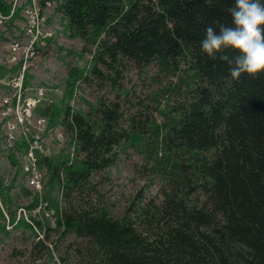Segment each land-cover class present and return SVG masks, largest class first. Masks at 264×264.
<instances>
[{
	"label": "trees",
	"instance_id": "1",
	"mask_svg": "<svg viewBox=\"0 0 264 264\" xmlns=\"http://www.w3.org/2000/svg\"><path fill=\"white\" fill-rule=\"evenodd\" d=\"M231 4H57L69 35L95 49L89 69L70 73L65 95L71 97L76 82L87 81L88 74L114 84L129 61L138 68L155 64L167 79L160 123L138 109L123 117L117 101L88 102V110L73 109L68 102L34 108L47 117L48 128L63 126L75 143L71 162L68 154L64 159L38 158V165L49 169V183L60 188L66 201L89 184L92 173L114 165L126 148L140 152L161 182L159 200L141 204L140 199L131 214L119 217L88 201L62 206L43 197L54 217V227L46 223L47 228L84 238L88 264H264V72L232 79L219 54L208 57L200 49L207 25L231 23ZM9 9L0 0V10L8 14ZM223 51L235 55L231 49ZM27 79L26 73L25 84ZM14 156L10 151V162L17 164ZM11 186L0 179V203L10 215L8 222L41 229L39 220L16 217L8 196ZM38 198L34 194L28 208L36 206Z\"/></svg>",
	"mask_w": 264,
	"mask_h": 264
},
{
	"label": "rangeland",
	"instance_id": "2",
	"mask_svg": "<svg viewBox=\"0 0 264 264\" xmlns=\"http://www.w3.org/2000/svg\"><path fill=\"white\" fill-rule=\"evenodd\" d=\"M3 1L10 5V9L14 7L17 14L0 24V28L6 31L0 36V57L4 51L3 45L25 24L23 13L29 7L33 10L31 15L34 16L36 11V15L42 17L39 20L42 35L50 34L41 38L45 45L38 48L37 55L26 72L29 95L38 87L46 88L45 98L40 102L42 105H61L68 102L73 109L88 110V102L96 105L99 101H117L123 117L138 109L142 111L141 114H147L155 122L162 121L160 110H163L165 105L163 87L167 85V79L158 74L155 64L138 68L132 62H126L122 77L114 84H110L108 79L88 74V80L77 81L72 96L68 97L65 94L69 87L70 73L90 68L94 46L69 35L65 17L57 10V4L61 0H43L44 3H41L42 0ZM0 65V75L8 76L11 69L2 66L1 62ZM99 67L102 69L100 65ZM3 90L4 87L0 86L1 93L5 92ZM175 97L174 95L173 98ZM31 114L34 118L38 116L34 111ZM5 120L0 118V179L5 185L12 182L8 196L16 217H24L26 220L32 217L41 221L43 226L37 229L35 224H32L33 231L23 224H10V215L6 212L5 205L0 203V264H88L84 238L74 234L60 235L58 230L47 228L46 223L49 227H54V217L50 203L43 199L44 196L58 200L62 206L72 200L77 205H82L85 201L93 206L103 205L114 217L131 214L140 199L141 204L150 199H160L159 178L153 176L144 156L132 148L121 150L114 165L92 173L89 184L74 192L67 201L61 195L60 188L49 183V169L46 164L39 166L43 173L42 189L40 192L34 191L26 183L18 157L21 150H18L17 146L21 147L24 142L21 131L23 127L17 126L14 150L4 149L2 145L7 130ZM32 121L30 119L27 124L28 132L33 133L36 128L33 127ZM48 130L42 134L47 150L40 156L64 159L71 144L68 131L59 124ZM58 132L64 138L63 143H59L55 138ZM10 151L14 152L17 164L10 162ZM70 159L68 156L67 162ZM22 188L30 193H24ZM34 194L39 196L38 204L28 208Z\"/></svg>",
	"mask_w": 264,
	"mask_h": 264
},
{
	"label": "built area",
	"instance_id": "3",
	"mask_svg": "<svg viewBox=\"0 0 264 264\" xmlns=\"http://www.w3.org/2000/svg\"><path fill=\"white\" fill-rule=\"evenodd\" d=\"M33 10L31 7L25 9L23 15L25 16V24L20 31L16 32L4 47L1 54L0 62L9 71L8 76L0 75V86L4 87V93L0 92V114L1 119H6V137L4 138L2 147L4 149H12L15 147V132L17 126H22V136L24 146L19 151L18 157L20 159L21 171L25 176L26 183L36 192L42 189L43 173L38 165V157L46 153V143L42 134L48 132L47 118L38 115L34 118L31 112L45 97L46 88L41 86L35 89L34 93L29 95L27 87L24 83L27 67L32 63L36 57L38 48L45 45V38L47 35H42L39 20L42 17L31 15ZM15 14V9L12 7L8 14L0 11V24L7 19H10ZM30 18V19H28ZM38 18V19H37ZM35 20H37L35 22ZM6 33L5 29L0 28V36ZM1 66V65H0ZM13 72V73H12ZM33 120L34 132H28L29 121ZM55 138L59 143H63L64 138L60 132L55 134ZM17 146V145H16ZM75 143H71L68 151V156H74ZM69 161V162H70Z\"/></svg>",
	"mask_w": 264,
	"mask_h": 264
},
{
	"label": "clouds",
	"instance_id": "4",
	"mask_svg": "<svg viewBox=\"0 0 264 264\" xmlns=\"http://www.w3.org/2000/svg\"><path fill=\"white\" fill-rule=\"evenodd\" d=\"M230 24H209L200 40V49L208 57L219 54L228 64L232 79L242 73L264 72V0H232L228 8ZM231 49L229 57L223 50Z\"/></svg>",
	"mask_w": 264,
	"mask_h": 264
}]
</instances>
